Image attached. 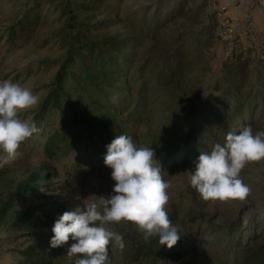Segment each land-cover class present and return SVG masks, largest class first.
Returning a JSON list of instances; mask_svg holds the SVG:
<instances>
[{
    "label": "trees",
    "instance_id": "1",
    "mask_svg": "<svg viewBox=\"0 0 264 264\" xmlns=\"http://www.w3.org/2000/svg\"><path fill=\"white\" fill-rule=\"evenodd\" d=\"M118 2L35 0V9L8 31V43L13 45L46 25L49 17L64 22L61 31L41 43L55 41L64 54L52 63L57 73L32 115L45 136L43 154L48 163L58 170L104 161L107 145L115 136L127 135L138 146L153 147L164 168L175 169L179 160L184 167L194 165L201 152H210L216 143L223 145L229 132L239 134L246 125L262 127L264 57L254 66L245 61L227 65L215 99L197 109L194 97L209 40L193 29L173 30L178 11L140 21L128 31H113L121 20L97 18L116 11ZM44 4L47 13L42 17ZM191 14L193 23H198L199 16ZM171 34L173 38H165ZM157 46L155 57L152 51ZM36 64L50 63H31L29 68ZM42 171L54 172L55 167ZM41 179L50 190L47 177L36 173L0 211V227L22 232L27 242H33L12 255V264H54L67 246L45 247L50 245L54 222L72 211L69 203L50 212L23 209L27 197H40ZM115 232L122 234L119 229ZM142 256L162 264H264V208L247 219L241 214L226 224L183 234L171 249L155 238L134 259Z\"/></svg>",
    "mask_w": 264,
    "mask_h": 264
},
{
    "label": "rangeland",
    "instance_id": "2",
    "mask_svg": "<svg viewBox=\"0 0 264 264\" xmlns=\"http://www.w3.org/2000/svg\"><path fill=\"white\" fill-rule=\"evenodd\" d=\"M45 6L46 4L42 7V17L47 13ZM35 7V0H0V81L19 83L40 97L36 108L18 114L21 120H32L33 113L39 109L48 93V86L57 73V68L52 63L60 61L64 54L63 48L55 41L41 45L45 38L61 31L64 25V22L53 16L48 18L46 25L38 27L33 35L26 34L22 42L17 39L15 44L9 45V29ZM116 7L117 10L113 13L99 14L97 18L101 20L111 17L121 20L119 28L113 31H128L132 25H139L140 21L173 16L178 11L180 15L171 27L173 30L193 29L209 40L203 51L205 64L200 74L199 91L194 97L197 109L204 108L215 99L217 82L222 78L227 65L245 61L247 65L254 66L263 60L264 0H119ZM192 11L200 18L196 24L193 23ZM174 35H167L165 38L171 39ZM146 45L151 44L147 42ZM158 49L159 46L152 51L155 57L159 53ZM39 62H48L51 65L36 64L29 68L31 63ZM203 92L211 94L204 98ZM253 131H264V120L262 127H255ZM44 140L45 136L40 132L30 137L21 145L19 157L12 164L0 169V211L19 187L31 181L36 173L47 177L48 185L52 188L45 189L46 182L39 180L37 184H42L39 186L40 197H27L23 209L50 212L69 203L73 211L83 207L86 198H107L112 194L115 182L111 179V169L105 166L104 161L90 162L84 168L74 166L57 170L56 166L48 163L43 154ZM70 164L71 162L69 166ZM47 166L55 167V171H42ZM162 168L164 179L171 184L166 210L173 224L179 226L180 235L226 224L228 220L241 214L247 219L251 213L264 208V159L248 163L241 171L240 177L249 187V195L244 200L230 199L225 202L205 201L190 186L184 172L194 168V165L184 167L182 160H179L175 169ZM109 227L113 231L119 229L126 244L122 253L109 247L111 264H162L144 256L134 259L155 238L146 242L134 225L123 221ZM12 237L14 239L7 241ZM71 242L70 240L61 249L62 254L54 264H74L76 257L70 258L67 255ZM32 244L33 242H27L22 232H12L0 227V263H14L12 255Z\"/></svg>",
    "mask_w": 264,
    "mask_h": 264
},
{
    "label": "clouds",
    "instance_id": "3",
    "mask_svg": "<svg viewBox=\"0 0 264 264\" xmlns=\"http://www.w3.org/2000/svg\"><path fill=\"white\" fill-rule=\"evenodd\" d=\"M211 93H204L207 98ZM38 94L10 80L0 81V169L20 155L21 145L40 131L34 120H21L19 113L36 108ZM264 159V131L243 126L239 134L227 133L225 143H216L210 152H201L194 168L184 173L190 186L205 200L225 202L244 200L250 192L240 174L250 162ZM104 164L115 182L107 198H86L83 207L65 211L52 227L50 247L69 244L67 255L74 264H111L109 247L121 253L123 235L109 225L127 222L134 225L148 242L158 238L171 249L181 239L180 228L166 210L170 196L169 181L156 158L153 147L138 146L131 137L117 135L107 145Z\"/></svg>",
    "mask_w": 264,
    "mask_h": 264
},
{
    "label": "crops",
    "instance_id": "4",
    "mask_svg": "<svg viewBox=\"0 0 264 264\" xmlns=\"http://www.w3.org/2000/svg\"><path fill=\"white\" fill-rule=\"evenodd\" d=\"M239 3V2H238ZM237 4V3H236Z\"/></svg>",
    "mask_w": 264,
    "mask_h": 264
}]
</instances>
